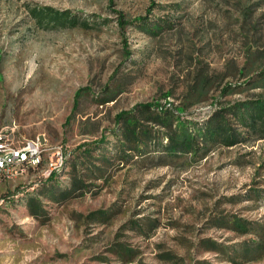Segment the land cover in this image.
Here are the masks:
<instances>
[{
  "label": "rangeland",
  "instance_id": "374dc122",
  "mask_svg": "<svg viewBox=\"0 0 264 264\" xmlns=\"http://www.w3.org/2000/svg\"><path fill=\"white\" fill-rule=\"evenodd\" d=\"M43 6L90 24L43 26L30 11ZM135 17L156 32L123 22ZM260 48L264 0H0V135L46 141L38 167L0 173V264H264V254L246 261L232 252L242 242L264 241V140L169 164L156 157L121 162L115 150V115L136 104L167 109L179 124L264 96V87L249 84L254 80L245 83L251 73L227 76L224 84L243 83L227 94L216 87L201 102L184 99L195 68L229 72ZM101 136L111 164L96 180L90 161L77 157ZM56 145L67 163L43 185ZM75 169H85L86 188H74ZM48 186L47 199L39 189ZM38 193L41 218L25 205ZM95 210L105 212L87 216ZM209 241L223 250H205Z\"/></svg>",
  "mask_w": 264,
  "mask_h": 264
},
{
  "label": "trees",
  "instance_id": "16d2710c",
  "mask_svg": "<svg viewBox=\"0 0 264 264\" xmlns=\"http://www.w3.org/2000/svg\"><path fill=\"white\" fill-rule=\"evenodd\" d=\"M30 11L35 20L43 26L55 27L59 23L65 22L70 25L90 24L88 20H80L79 17L67 10L57 11L49 6L33 7L30 8ZM123 22L140 25L152 33L156 32V29L147 24L143 17H135L132 20ZM228 71L219 74L209 72L206 65L195 68L184 92V99L187 100L188 105L205 100L208 93L216 87H221L220 92L227 94L231 92L230 88L243 84H224V79L230 75L244 77L253 73L252 78L245 83L254 80V82L249 83L252 88L264 87V48L254 50L251 55H247L241 67L233 65ZM83 90L84 88H80L75 94L72 114L78 107V97ZM113 99L114 96L103 98L99 100V103L103 104ZM155 107L156 105L149 102L139 103L130 110H122L116 113L115 122L119 126L120 134H117L115 150L119 154L121 162H129L133 158L134 161L138 162L144 158L156 157L158 164H169L173 158L182 155H191L195 160H201L219 146L231 147L236 144L264 140V96H252L232 103L221 104L205 119L194 123L186 121L176 124L172 112ZM105 142V137L101 136L92 145V148L82 150L77 157L80 156L83 160L90 161L86 168L90 170V173L93 171V178L96 180L104 176L105 166L111 164L110 156L105 153L107 147L103 148L101 146ZM95 147H100L99 151H101L96 157L92 155ZM97 161H100L102 165L96 163ZM64 167L61 169L62 171ZM61 170L58 173L51 174L48 181L43 185L57 179L62 172ZM76 172L75 169L72 178L74 188H86L88 184L85 178L86 175L80 174L81 172L84 173L85 169L78 172V174ZM88 176H91V174ZM49 186L47 190L39 189L47 199L51 198V194L48 193ZM39 195L41 194L29 195L25 204L28 214L35 218H41L44 212L43 202L38 198ZM104 212V210H95L87 216L95 218ZM240 226L243 225L237 220L236 227L240 228ZM241 228L245 230L243 233L248 232L246 226ZM241 245V249L233 248L232 252L236 256L243 257L246 261L257 260L264 254V241L250 240L242 242ZM222 246L216 241H209L205 250L221 252L223 250ZM227 247L232 246L227 245ZM230 255L232 256V254Z\"/></svg>",
  "mask_w": 264,
  "mask_h": 264
},
{
  "label": "built area",
  "instance_id": "2783aa9c",
  "mask_svg": "<svg viewBox=\"0 0 264 264\" xmlns=\"http://www.w3.org/2000/svg\"><path fill=\"white\" fill-rule=\"evenodd\" d=\"M46 144L45 139L26 140L24 142L7 141L0 135V165L1 172L5 175H13V168L34 167L41 160V150ZM66 155L61 145H56V152L52 156L49 169L43 174L45 177L54 172L56 163Z\"/></svg>",
  "mask_w": 264,
  "mask_h": 264
},
{
  "label": "bare ground",
  "instance_id": "6f19581e",
  "mask_svg": "<svg viewBox=\"0 0 264 264\" xmlns=\"http://www.w3.org/2000/svg\"><path fill=\"white\" fill-rule=\"evenodd\" d=\"M43 149L44 148H42V150H41V160H40V162H38L34 167H38V165H40L41 163H42V155H43ZM54 152H56V148H54V149H52V154L54 153ZM51 154V155H52ZM66 155H64L57 163H56V165H55V169H54V174L55 173H58L64 166H65V163H66ZM51 163H52V156H51V158H50V160L48 161V167L50 168V166H51ZM65 168V167H64ZM16 169H19V168H13V172L16 170ZM62 171V170H61ZM0 172H1V165H0ZM53 173H51V174H53ZM50 174V175H51ZM49 175V176H50ZM49 176H47V177H49Z\"/></svg>",
  "mask_w": 264,
  "mask_h": 264
}]
</instances>
